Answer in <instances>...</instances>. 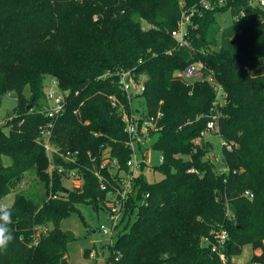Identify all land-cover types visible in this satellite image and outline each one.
Here are the masks:
<instances>
[{
  "label": "trees",
  "instance_id": "16d2710c",
  "mask_svg": "<svg viewBox=\"0 0 264 264\" xmlns=\"http://www.w3.org/2000/svg\"><path fill=\"white\" fill-rule=\"evenodd\" d=\"M199 1L0 0V96L16 99L0 124V203L31 171L46 195L38 205L32 192H15L9 205L15 239L0 264H67L66 247L74 234L60 228L61 220L77 203L103 207V193L89 170H83L82 188L68 191L62 176L48 173L37 135L49 122L44 79L51 76L66 92L53 140L79 150L83 166L98 165L104 149L124 166L129 149L121 109L133 111L117 86L116 70L144 76L143 114L162 112L151 147L163 161L150 166L160 179L148 180L143 166L135 177V192L107 259L111 264H221L202 238L224 228L228 264L245 245L252 247L249 261L264 262V8L227 0L201 10L191 18V49L178 47L170 32L181 9ZM225 10L232 21L220 29L216 15ZM194 61L211 70L228 95L219 133L236 146L221 150L228 166L223 173L208 157L213 144L194 142L207 119L212 87L175 75ZM49 191L55 197H48ZM145 194L146 202L139 204Z\"/></svg>",
  "mask_w": 264,
  "mask_h": 264
},
{
  "label": "built area",
  "instance_id": "2783aa9c",
  "mask_svg": "<svg viewBox=\"0 0 264 264\" xmlns=\"http://www.w3.org/2000/svg\"><path fill=\"white\" fill-rule=\"evenodd\" d=\"M243 1L248 5H259L264 8V0ZM226 2L227 0H200L198 5L183 7L176 21L175 28L170 32L177 46L191 49L188 32L192 26L191 18L193 15L200 14L201 10H208L214 8V6L224 5ZM115 75L117 86L129 102L134 94L138 95L143 91L144 76H136L130 70H116ZM175 75L187 82L194 80L206 81L211 85L213 90V99L209 111L206 114L207 119L204 127L194 139V142L200 144L201 141H206L209 136L216 135L220 139L221 150L232 151L236 144L233 141H228L221 137L218 124L221 109L227 103L228 95L223 86L215 79L213 72L206 69L201 61H194L187 64L183 69L177 70ZM44 94L46 100L45 114L49 122L39 128L37 142L47 154V171L50 175L55 173L62 176L64 181L71 185V188H79L82 186L84 182V169L89 170L94 175L97 179L99 189L103 193V198L100 202L107 212L109 222V227L101 225L100 230L103 234H108L111 239L113 234L117 235L129 197L135 192V177L142 171V166H151L149 165L147 150L143 149L142 146L147 140L153 138L161 128L159 120L162 112L157 110L154 114L149 115L143 113L136 114L134 112L128 113L123 107L121 109V116L127 135L126 146L129 149V157L125 165H120L115 157L110 156V150L104 149L100 156L99 164L95 165L93 163L92 167H86L80 161L79 150L70 149L67 146L63 147L53 140V128L55 121L63 113L66 92L63 93L59 90L56 87L55 80H53L52 84L44 90ZM87 155L89 158L91 157L89 152ZM208 157L215 162L217 172L223 173L228 170V166L220 154L218 155L215 151H211ZM162 161L163 155L160 154L159 163ZM189 171L192 172L195 169L190 168ZM62 186L68 188L63 183ZM244 194L251 197L249 191H245ZM147 196V194L142 196L139 204L145 203ZM226 214H230L228 208L226 209ZM227 241L228 233L224 228L213 229L210 236L202 238V244L210 246L211 252L219 257L221 264H228L224 253ZM260 251L261 249H257L255 252L259 254ZM243 264H264V262L249 261L248 259Z\"/></svg>",
  "mask_w": 264,
  "mask_h": 264
},
{
  "label": "rangeland",
  "instance_id": "374dc122",
  "mask_svg": "<svg viewBox=\"0 0 264 264\" xmlns=\"http://www.w3.org/2000/svg\"><path fill=\"white\" fill-rule=\"evenodd\" d=\"M216 19V23L220 29H223L224 27L230 25L232 21L231 13L229 10L221 11L217 13ZM143 27H146V25L143 24ZM261 63L262 68L264 69L263 60ZM53 80L55 79L51 76L45 77L44 90L52 84ZM127 102L130 105V109L134 113L140 114L144 112L145 103L144 98L141 95L134 94L130 99V102L128 100ZM15 103V97L10 94L0 96V124H2L5 121L6 116L11 113ZM4 131H8V126L4 127ZM153 140L154 138H150L142 146L143 149L147 150L149 165L151 166L159 163V156L161 154L159 150L151 147ZM206 141L213 144V151H215L218 155L221 153L220 139L218 136H209ZM144 175L150 181L161 178V174L157 171H153L150 166H146L144 168ZM63 184L70 189L73 188H71V185L65 181H63ZM17 190L32 192L36 197L38 205L46 199L44 187L33 171L24 174V177L22 178L20 184L16 187V190H12L9 194H7L2 199L0 204H7L9 206L12 203L14 194ZM51 192L52 191H49L48 197L53 198L54 194H51ZM101 225L109 227L107 212L104 207L99 205L94 206L89 203L75 204V210L72 211L67 218L61 220L60 228L74 234V239L68 241L66 247L67 264H111V261L107 259L110 254L108 245L110 244V241H113L116 238V234H113V237L110 239L108 234H103L101 232ZM86 249L91 251V254L88 256L84 255V251ZM251 254V245H245L242 248L240 255L232 258V264H243L245 261L250 259Z\"/></svg>",
  "mask_w": 264,
  "mask_h": 264
},
{
  "label": "clouds",
  "instance_id": "9594fccd",
  "mask_svg": "<svg viewBox=\"0 0 264 264\" xmlns=\"http://www.w3.org/2000/svg\"><path fill=\"white\" fill-rule=\"evenodd\" d=\"M13 224V211L7 204H0V255L7 252L15 236L11 225Z\"/></svg>",
  "mask_w": 264,
  "mask_h": 264
},
{
  "label": "water",
  "instance_id": "95a60500",
  "mask_svg": "<svg viewBox=\"0 0 264 264\" xmlns=\"http://www.w3.org/2000/svg\"><path fill=\"white\" fill-rule=\"evenodd\" d=\"M64 190H65V191H68L69 189L64 187Z\"/></svg>",
  "mask_w": 264,
  "mask_h": 264
}]
</instances>
